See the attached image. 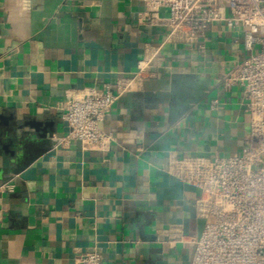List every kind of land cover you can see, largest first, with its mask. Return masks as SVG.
<instances>
[{
  "label": "crops",
  "instance_id": "1",
  "mask_svg": "<svg viewBox=\"0 0 264 264\" xmlns=\"http://www.w3.org/2000/svg\"><path fill=\"white\" fill-rule=\"evenodd\" d=\"M144 9L145 0H0V186L14 184L0 192V264H80L91 251L102 264H191L207 219L201 191L170 161L243 153L247 98L223 82L252 53L243 28L216 22L200 44L165 43L152 76L107 116L105 148L61 141L67 93L115 87L165 41L168 26L141 20Z\"/></svg>",
  "mask_w": 264,
  "mask_h": 264
},
{
  "label": "built area",
  "instance_id": "2",
  "mask_svg": "<svg viewBox=\"0 0 264 264\" xmlns=\"http://www.w3.org/2000/svg\"><path fill=\"white\" fill-rule=\"evenodd\" d=\"M162 9L164 17L157 15ZM140 17L164 22L169 28L165 41L150 47L134 74L118 79L115 87L67 93L58 104L68 127L61 141L73 139L87 149L105 148L112 136L103 123L122 95L152 76L153 60L165 43L200 44L216 22L243 28L245 48L252 53L223 75L226 86H242L247 98L252 121L243 153L216 159L173 156L170 171L201 191L196 209L207 222L201 235L192 240L191 264H264V0H145ZM219 102L213 99L212 107ZM13 189L11 182L0 186V192ZM79 261L102 264V255L87 252Z\"/></svg>",
  "mask_w": 264,
  "mask_h": 264
}]
</instances>
